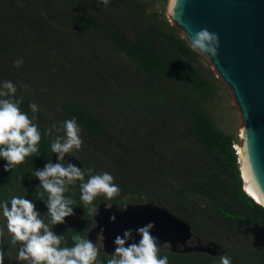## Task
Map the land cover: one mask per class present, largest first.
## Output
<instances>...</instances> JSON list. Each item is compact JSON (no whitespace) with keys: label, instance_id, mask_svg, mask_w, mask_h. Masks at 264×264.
Returning a JSON list of instances; mask_svg holds the SVG:
<instances>
[{"label":"trees","instance_id":"1","mask_svg":"<svg viewBox=\"0 0 264 264\" xmlns=\"http://www.w3.org/2000/svg\"><path fill=\"white\" fill-rule=\"evenodd\" d=\"M95 34L135 70L110 65L92 41ZM69 49L67 60L57 57ZM18 58L23 64L13 67ZM202 58L143 0H111L107 7L100 0H0V86L4 81L17 85L15 99L23 97L21 110L35 116L41 132L39 152L24 163L5 172L6 161L0 159V202L25 197L46 215L33 172L53 162L51 142L63 133L47 136L45 131L75 117L84 143L70 155L82 169L110 173L121 188L111 200L98 196L96 205H164L184 217L202 240L220 246L215 255L162 249L169 264H219L222 255L232 264H264V207L243 189L232 147L237 141L204 108L213 82L198 63ZM30 103L39 111L33 113ZM79 183L65 193L76 201L74 215L53 228L69 247L74 236L87 238L93 225ZM0 228L6 264H28L17 258L20 245L11 243L2 210ZM109 258L101 251L97 264Z\"/></svg>","mask_w":264,"mask_h":264},{"label":"clouds","instance_id":"2","mask_svg":"<svg viewBox=\"0 0 264 264\" xmlns=\"http://www.w3.org/2000/svg\"><path fill=\"white\" fill-rule=\"evenodd\" d=\"M100 3L107 7L111 0H100ZM191 45L194 50L216 56L218 37L207 29H201L194 34ZM22 64V59L13 61V67H20ZM20 87L25 90L28 88L23 84ZM16 93L17 85L12 81H4L0 86V159L6 161L5 172L24 163L26 157L37 154L41 141V132L33 122L35 116L30 118L21 110L23 97L15 99ZM29 108L33 113L39 111L36 103H30ZM53 131L63 133L56 135L51 142V151L56 154V162L49 160L42 169L33 172L39 180V187L43 189L38 195L47 208L44 216L48 217V221L45 222L44 216L37 211L32 200L13 196L10 201L0 202L7 232L11 235V243L20 245L18 260L27 261L28 264H97L101 248L96 242L77 235L73 237L74 246L69 247L66 246L64 235H57L53 228L63 224L65 218L74 215L73 205L76 201L65 193L69 192V186H75L77 181L80 182V200L90 206L93 217L98 214V206L94 203L96 198L104 196L111 200L120 195L121 188L114 183V177L108 172L97 174L92 168L82 169L65 161L66 154L70 156L74 149L79 150L84 143L81 127L75 117L65 120L60 127L53 125L45 131V135L52 136ZM44 193H47L46 201L43 200ZM259 202L264 205V199ZM119 210L126 211L127 205H121ZM115 219V215L109 217L110 222ZM154 226V222H149L136 229V235L140 237L138 242L129 243L133 239L131 229L117 235L114 239V252L107 264H169L168 256H161L160 253L162 249H171V244L165 241L160 245L158 238L152 235ZM4 236L5 231L0 228V244ZM5 256V251L0 247V264H4ZM219 264H232V259L222 255Z\"/></svg>","mask_w":264,"mask_h":264},{"label":"water","instance_id":"3","mask_svg":"<svg viewBox=\"0 0 264 264\" xmlns=\"http://www.w3.org/2000/svg\"><path fill=\"white\" fill-rule=\"evenodd\" d=\"M166 15L192 49V38L201 29L218 37L216 56L195 51L208 61L240 124L243 164L240 155L238 163L243 189L250 185L264 199V0H168ZM52 159L55 163L56 154ZM65 161L80 167L72 155L66 154ZM121 205H127V210L121 212ZM97 206L87 238L94 242L100 234L101 251L106 255L114 252L117 235L131 229L133 239L129 243L138 242L136 229L149 222H154L152 235L160 245L170 242L171 249L163 250L209 255L220 252L218 243L202 240L184 217L164 205L100 202ZM111 215L116 216L114 222L109 220Z\"/></svg>","mask_w":264,"mask_h":264},{"label":"rangeland","instance_id":"4","mask_svg":"<svg viewBox=\"0 0 264 264\" xmlns=\"http://www.w3.org/2000/svg\"><path fill=\"white\" fill-rule=\"evenodd\" d=\"M143 1L148 3V7L150 10L161 12L163 17L170 23V20L166 15V5L168 0H166V2L163 0H143ZM95 35L96 36L92 37L93 38L92 41L95 42L94 43L95 47L99 48L100 55L103 56V58H106L110 61L111 63L110 65L114 66L120 71H126L127 69L130 71L135 70V68H132L131 61L129 59H127L123 54L113 49L107 42L103 41L100 36H98L97 34ZM57 55H58L57 57L59 58L62 57V60L65 61L66 58L72 55V49H69L67 52H61ZM198 63L201 67H203L205 75L213 82V94L211 95L210 99L204 103V108L207 114L211 117L214 124L219 129L223 130L225 133L230 134L231 136L234 137L235 141L239 142L240 124L235 116V113L229 103V100L223 90L221 83L216 77L208 61L204 57L200 59ZM134 78L140 81L138 77L135 75ZM160 84L161 83H158V86ZM61 96L62 98H67V99L72 98L67 93H62ZM94 242H96L98 247L100 248L102 247L100 234L96 235ZM4 264H6L5 260H4Z\"/></svg>","mask_w":264,"mask_h":264},{"label":"bare ground","instance_id":"5","mask_svg":"<svg viewBox=\"0 0 264 264\" xmlns=\"http://www.w3.org/2000/svg\"><path fill=\"white\" fill-rule=\"evenodd\" d=\"M238 151H239V155H240V160H241V162H242V159H243V153H242V149L240 148V147H238ZM242 164H243V162H242ZM242 171H243V176H244V179H245V181H246V175H245V171H244V169H242ZM245 188H246V190H247V193L248 194H251L253 197H254V199H255V201L258 203V204H261L260 202H259V200L261 199V197L254 191V189L250 186V185H245ZM262 205V204H261Z\"/></svg>","mask_w":264,"mask_h":264},{"label":"built area","instance_id":"6","mask_svg":"<svg viewBox=\"0 0 264 264\" xmlns=\"http://www.w3.org/2000/svg\"><path fill=\"white\" fill-rule=\"evenodd\" d=\"M239 145H240L239 142H234V143L232 144V147H233V149L235 150V153H236L237 155H239V151H238V147H239ZM244 191L246 192L245 189H244ZM246 193H247V192H246Z\"/></svg>","mask_w":264,"mask_h":264}]
</instances>
